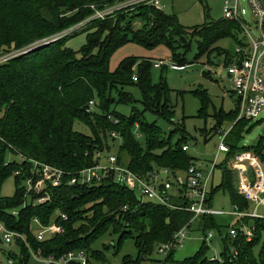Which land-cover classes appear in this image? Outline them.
<instances>
[{"label": "trees", "instance_id": "16d2710c", "mask_svg": "<svg viewBox=\"0 0 264 264\" xmlns=\"http://www.w3.org/2000/svg\"><path fill=\"white\" fill-rule=\"evenodd\" d=\"M117 1L0 0V57L18 53L0 63V136L4 139L0 142V221L21 234L18 249L7 254L25 264L31 263L30 248L41 249L46 257L85 249L90 254L91 264L92 257L102 261L105 254L92 250L91 246L108 232L118 234L119 245L125 239H134L137 258L125 257V261L142 264L158 252L159 247L172 242L175 234L193 218V213L186 209H175L139 196L136 191L116 182L113 175L93 184L68 185L66 180L96 165L100 152L116 154L119 164L139 175L162 168L185 171L191 164L201 163L183 148L189 146L184 118L175 121L173 88L167 80L162 77L154 82V62L127 57L116 71H112L110 59L128 42L146 47L165 43L172 50L174 64L185 67L190 63L186 54L195 40L198 47L195 59L204 55L210 59L216 54V63L209 60V64H218V58H222L227 66L234 62L236 51L232 54L217 43L225 37L237 40V35L243 34L242 26L235 20L222 18L186 27L176 14L144 3L118 10L105 19L92 18L96 9H105ZM83 22L82 27L62 35ZM80 34H86L87 38L82 48H68V39ZM58 36L35 51L23 53L39 41ZM242 44L244 42L239 40L238 45ZM130 86L139 87L140 99L127 90ZM194 92L201 93L204 105L210 101L207 90ZM119 105H132L131 113L119 111ZM149 114L165 120L170 126L168 131L156 120L150 121ZM206 114L202 108L200 115ZM237 116V106L230 111H216V123L210 133L223 130V125L234 122ZM76 122L86 124L91 132L76 130ZM249 122H236L227 138L231 149L218 164L223 170V180L212 187L211 204L213 195L223 190L230 196L233 206L241 211L253 208L239 192L235 174L228 168V161L239 151H255L264 161V135L250 147L239 142ZM202 133L209 138L207 127ZM116 139L120 142L114 152L111 141ZM34 161L63 169L66 180L60 186L46 183L41 193L34 190L28 193L27 180L37 170ZM10 177L15 179L16 190L14 195L4 196L2 187ZM45 195L49 200L37 201ZM183 202L186 200H177V203ZM187 205L183 203L182 206ZM61 214L68 218L59 217ZM55 216L64 231L39 241L33 228L34 218L48 225ZM198 219L205 237L209 229H220L216 215ZM232 226L238 228L240 234L236 239L224 236L222 260H211L210 247L204 239L195 255L175 260L176 247L169 251L165 262L264 264V214L234 220ZM244 227L252 228L251 239L244 234Z\"/></svg>", "mask_w": 264, "mask_h": 264}, {"label": "built area", "instance_id": "2783aa9c", "mask_svg": "<svg viewBox=\"0 0 264 264\" xmlns=\"http://www.w3.org/2000/svg\"><path fill=\"white\" fill-rule=\"evenodd\" d=\"M247 1L252 11L253 24L246 19V11L242 8L240 0H227L224 6L223 18L239 22L243 33L247 36V41L237 46V56L234 57V62L226 66V73L230 77L233 92L237 98L238 116L234 122L230 123L228 130L217 131L221 139L215 160L210 161L206 166H202L201 163H193L185 171L177 170L174 172L169 168H162L139 175L129 167L119 164L116 154L105 155L100 152L96 156L98 159L96 165L83 169L68 180L64 178L66 172L63 169L34 161L37 170L27 180L28 193L32 190L41 193L46 183H50L52 186H60L66 180L68 185L77 183L93 184L99 183L106 176L113 175L116 182L136 191L139 196L145 199L175 209H186L192 212L193 218L190 223L204 215L228 214L233 216L235 220L243 217H261L263 214H259V209L264 206V161L255 151H239L228 161V168L235 174L237 188L253 205L252 210L241 211L237 206H234L233 211L224 212L215 209L213 204L210 203V192L213 187V184L210 186V181L213 180L215 169L219 164L218 156L220 154L227 155L230 152L231 148L227 143L230 132L236 122L239 120L253 121L258 118L260 112L264 109V0ZM143 3L162 9L161 0H118L114 5L105 9H96L92 18L105 19L118 10ZM92 8H95V6L92 5ZM57 38L59 36L50 38V40H56ZM17 54L0 57V63ZM163 64L164 61L154 62L156 68L162 67ZM174 66L176 65L174 64ZM134 79L137 80L136 76H134ZM93 103L91 101V104ZM113 135H116V133H113ZM1 141H4V139L0 136ZM183 148L189 150L188 145ZM179 199H185L186 202L183 203H188V205L184 207L182 206L183 203H177ZM47 200H49L48 195L37 199L40 203ZM59 217L65 220L68 218L62 214ZM55 218L56 216L48 225H44L39 219L34 218L33 228L39 241H45L64 231L62 225L58 224ZM190 223L175 234L172 242L159 247L158 253L167 256L172 248L178 247L186 238ZM243 232L249 239L253 236V230L250 227H244ZM239 234L238 228L235 226L229 227L227 235L231 238L236 239ZM212 237L213 234L209 232L205 237L207 243L211 241ZM19 238H22L21 234L8 229L0 221V264H25L24 261H18L7 254L9 251L16 250ZM233 252L235 255L238 254L237 250H233ZM30 253V264H91L90 254L85 249L67 251L58 257L55 255L46 257L41 249L36 251L30 248ZM216 259L222 260V257L211 256V260ZM154 264H166V262L159 259Z\"/></svg>", "mask_w": 264, "mask_h": 264}, {"label": "rangeland", "instance_id": "374dc122", "mask_svg": "<svg viewBox=\"0 0 264 264\" xmlns=\"http://www.w3.org/2000/svg\"><path fill=\"white\" fill-rule=\"evenodd\" d=\"M227 0H161L162 10L169 14H176L180 23L186 27H195L205 24L210 20L222 19L224 16V6ZM242 8L245 9V17L248 22L252 23L253 15L251 8L247 0H240ZM82 24L76 28L82 27ZM253 24V23H252ZM73 28V29H76ZM72 29V30H73ZM71 30V31H72ZM71 31L63 32L65 35ZM239 40L247 41V36L243 33L237 35V40L232 37L222 38L217 45L227 50L230 53H234L238 46ZM86 34H80L73 38L68 39L66 46L74 50H80L86 43ZM198 52L197 41H193L190 50L187 52V59L190 62L186 67L179 69L174 66L172 58L171 48L161 43L154 47H146L138 42H128L118 48L110 59V69L116 71L122 60L127 57L147 58L152 62L164 61V64L160 68L152 69V76L154 82H159L164 77L168 84L173 88L171 98L176 105V117L175 121H183L184 127L189 134V153L197 158L202 166H206L210 161L215 160L218 144L220 142V135L217 131L210 133V129L215 125L216 120L214 114L221 109L229 111L236 108V99L234 98L231 89V82L220 76L222 71L226 70L224 65L209 68L213 72L212 77L206 75L209 66V60L216 63V54L210 56L204 55L199 60L195 59ZM225 80V81H224ZM226 81H229L228 84ZM207 90L210 101L207 104H203L201 93H195L194 91ZM129 92L136 99L141 98V91L137 86H130L127 88ZM207 105V106H206ZM205 108L206 115H200V110ZM132 105H119L118 110L124 114L129 115L131 113ZM148 119L150 121H157V123L164 129L170 128L169 124L161 119L156 118L154 115L149 114ZM230 123L223 125L224 130L230 128ZM208 129L209 138L203 135L202 130ZM75 129L85 133H90V128L82 123L76 122ZM264 135V109L260 112L258 118L249 122L245 129L241 132L239 142L243 146H253L258 143L261 136ZM143 139V138H142ZM176 139V138H175ZM120 140L116 139L111 141L112 150L117 152ZM226 155L220 154L218 156V163L220 164ZM20 159L18 156L16 157ZM207 170V169H206ZM223 180V170L221 168L215 169L213 180L210 181V186L220 185ZM16 190V184L14 177H10L2 187V194L4 196L14 195ZM213 207L217 210L224 212L233 211V204L230 196L223 190H218L213 195ZM259 214H264V206L259 209ZM219 228L209 229L207 234L211 232L213 237L208 242L210 247L209 255L220 257L224 250V236H226L229 227L232 226L235 218L228 214L216 215ZM200 219H198L193 226L189 229L186 238L176 248L174 258L175 260H182L186 257H190L196 254L198 249L204 243V233L199 228ZM220 230V231H219ZM118 234L114 232H108L104 236L98 238L92 244V250H98L105 254V259L102 261L93 259L92 264H133L132 262H126L125 257L129 260L136 259L138 250L135 240L132 238L125 239L124 242L118 244ZM166 255L158 253L157 251L142 264H154L156 260H165ZM166 264H174L173 261H168Z\"/></svg>", "mask_w": 264, "mask_h": 264}, {"label": "crops", "instance_id": "0c3cea01", "mask_svg": "<svg viewBox=\"0 0 264 264\" xmlns=\"http://www.w3.org/2000/svg\"><path fill=\"white\" fill-rule=\"evenodd\" d=\"M220 65H224L225 67H226V65H225V63L223 62V60H222V58H218V64H209V66L207 67L208 68V70H209V72H210V74H206L208 77H212L213 76V72H212V70L211 69H209V68H212V69H214V67H218V66H220ZM186 67V66H185ZM177 68H179V69H182V68H184V67H179V66H177ZM224 73H226V70L225 71H222L221 73H220V76L222 77H224V78H227L229 81H230V77H229V75L226 73V74H224ZM225 81V80H224ZM229 81H226L228 84H230L229 83ZM231 82V81H230ZM231 91H232V94H233V96H234V98L236 99V106H237V98H236V96L234 95V92H233V87H232V82H231ZM226 111V110H225ZM230 111V110H229Z\"/></svg>", "mask_w": 264, "mask_h": 264}, {"label": "water", "instance_id": "95a60500", "mask_svg": "<svg viewBox=\"0 0 264 264\" xmlns=\"http://www.w3.org/2000/svg\"><path fill=\"white\" fill-rule=\"evenodd\" d=\"M53 39H48V40H43V41H39L38 43H35L31 46H29L23 53H29V52H32V51H35L37 50L38 48L48 44L50 41H52Z\"/></svg>", "mask_w": 264, "mask_h": 264}]
</instances>
